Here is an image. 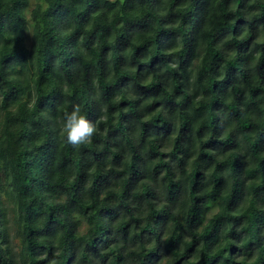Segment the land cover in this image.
<instances>
[{
  "label": "trees",
  "instance_id": "16d2710c",
  "mask_svg": "<svg viewBox=\"0 0 264 264\" xmlns=\"http://www.w3.org/2000/svg\"><path fill=\"white\" fill-rule=\"evenodd\" d=\"M0 264H264V0H0Z\"/></svg>",
  "mask_w": 264,
  "mask_h": 264
},
{
  "label": "clouds",
  "instance_id": "9594fccd",
  "mask_svg": "<svg viewBox=\"0 0 264 264\" xmlns=\"http://www.w3.org/2000/svg\"><path fill=\"white\" fill-rule=\"evenodd\" d=\"M60 136L65 143L74 149L91 142L97 129L95 125L81 114L79 105H74L70 113H66L60 124Z\"/></svg>",
  "mask_w": 264,
  "mask_h": 264
}]
</instances>
